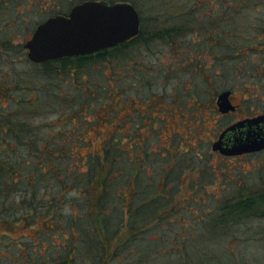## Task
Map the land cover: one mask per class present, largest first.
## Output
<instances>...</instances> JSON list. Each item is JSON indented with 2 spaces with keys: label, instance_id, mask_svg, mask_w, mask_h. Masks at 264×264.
I'll list each match as a JSON object with an SVG mask.
<instances>
[{
  "label": "trees",
  "instance_id": "1",
  "mask_svg": "<svg viewBox=\"0 0 264 264\" xmlns=\"http://www.w3.org/2000/svg\"><path fill=\"white\" fill-rule=\"evenodd\" d=\"M120 1L131 3L138 10L142 23L138 36L94 55L36 64L28 58L26 42L38 25L63 11L45 14L42 6L36 4L31 19L26 20L29 14L22 15L20 8L28 3L32 6L31 0H0V229L3 230L0 264H76L83 251L89 255L91 264H111L129 251L132 244L145 241V235H153L150 231L156 233L167 225L184 223L181 214L192 213L193 203H206L208 194L197 192L194 184L208 179V167L198 168V176L192 178L196 163L188 151L183 166L177 161L173 163L178 158L174 152L180 151L174 140L171 147H176L166 157L162 153L167 163L162 171L174 167L180 169V174L174 181L175 187L165 189L173 182L170 176L165 178L150 166H159L160 152L149 150L152 134L148 138L142 135L146 128L155 133L157 118L153 111L157 108L169 112L166 109L169 107L157 104L160 101L153 98L139 101L148 102L145 108L136 106L137 98L126 97L112 86L117 76L115 66L118 63L128 66L132 53L153 42H165L173 47L182 41L181 44L191 46L190 53L201 45L210 50L203 59H218L222 63L232 60L238 51L218 53L233 48L222 33L242 36L238 33L243 31L238 27L245 32L264 33V25L250 19L246 12H257L264 0ZM209 1L213 12L205 5ZM36 17L43 18L36 20ZM222 17L226 26L215 28ZM263 41L264 38L256 39L255 43L241 46V52L246 48L249 51L244 50L247 51L244 55H249L256 50L264 62V49L261 50L264 43L258 47ZM191 57L188 56L189 61ZM19 62L33 66L31 77L7 81L6 77L13 72L3 64ZM111 67L114 78L105 73ZM203 67L195 69L196 75L208 81L207 74H199ZM90 71L100 73V77L103 74L100 79H112V83L106 85L95 80L85 83L84 74ZM256 77L264 81V73L259 70L253 76ZM250 87L252 84L246 85ZM225 91L233 90L226 87ZM250 98L248 95L247 100ZM52 115H59L57 120L68 127L54 133V125L40 123ZM92 133L97 136V145L91 139ZM188 159L192 160L191 164H185ZM148 176L151 179L159 176L160 189L144 188L145 181L141 178ZM73 191L82 196L84 203H72L66 198ZM228 192L217 198L214 211L195 223H199L200 230L196 238L191 237L193 232L189 233V225L184 224L181 237L172 239L174 244L168 251L181 250L193 243L189 245L193 252L207 257L204 250L207 244L221 243L246 220L264 218V182L260 188L257 184L242 185L238 191ZM182 200L187 204L181 203ZM7 238L11 242H5ZM160 238L168 239L164 234ZM161 239L155 240L154 249H150L163 256L167 250ZM190 257L193 258L192 253Z\"/></svg>",
  "mask_w": 264,
  "mask_h": 264
},
{
  "label": "rangeland",
  "instance_id": "2",
  "mask_svg": "<svg viewBox=\"0 0 264 264\" xmlns=\"http://www.w3.org/2000/svg\"><path fill=\"white\" fill-rule=\"evenodd\" d=\"M33 2L36 3L35 0H33ZM39 2L42 6L40 7L45 10L43 12L49 14V12H53L54 9L64 10L67 8L69 0H40ZM19 3L21 4V2ZM199 3H201V1H199ZM261 3L263 7H259L257 12H246L248 16H251L250 19L260 21L259 24L264 25V3ZM207 4V9L210 10L209 12H213V8L210 5L212 3L209 1L205 5ZM35 5L31 6L28 3L27 7L20 8L22 15H24V13L29 14L26 16V20L31 19L30 14L33 13L31 10H33ZM27 10L30 12H27ZM147 13L146 15H148ZM209 14L211 15V13ZM43 17H36L35 19L39 20ZM3 20H5V18H3ZM223 20L224 17H222V20H219V23L216 25L214 23L213 26L215 25V28L226 26ZM228 22L230 25V20ZM254 26L255 28H259L256 24ZM238 29L243 31L238 33L242 36L232 37L229 34L230 32L228 33L226 31L222 33L224 40L230 42L233 48H227V50L223 49L222 51L218 50V53L222 54L224 52L238 51L235 52L236 54L232 60L231 58L227 59L224 63L218 59L213 61L209 58L207 60L203 59L202 57H204V55H209L210 50L207 49V47H201V45L194 47L195 49L190 53L189 50L191 46L186 43L181 44L182 41L173 47H171V44L165 42H153L146 44L144 48L132 53L131 56L133 58L130 63H128V66L122 63L116 64L115 70L117 76H115V78L112 74L113 72L115 73L113 67L105 70L106 76H112L115 83L114 81L112 83V79L107 81L100 79L103 78V74L100 77V73L98 72L90 71V73L86 72L84 74V77L87 78L85 83L95 80L96 82H104L106 85H109V82H111L113 84L112 86L121 91L124 96L137 98L138 102L142 100V98H153V100L160 101L157 104L168 105L169 108L166 109H169V112H160L158 109L153 111L152 115L160 116V118L157 119V123L159 124L155 133H150L148 128L143 132V137L147 138L149 134H152V138L149 142L151 143L149 144V150L160 152L159 157L162 156V153L166 157V153L168 152L169 154V150L172 151L176 147H171L174 140L176 144L178 143L180 151L178 153L174 152L178 158L174 160L173 163L177 161L180 166H183V157L187 151L191 153V157L195 158V174L192 176L187 175V177L191 176L193 178L194 176L195 178L198 176V168L201 169L205 167H208V174L210 175L205 182H197L194 184L197 188V192L202 191V193L208 194L206 203H193L192 213L181 214L185 217L183 220L184 223H174L176 225H173V227L167 225L165 229L162 227V229L156 233L150 231L149 234L152 233L153 235H145L147 238L145 241L139 240L132 244L129 251L119 259L114 260L111 264H163L164 262H166V264L169 262L171 264H192L193 261H195L193 264H264V218L246 220L240 225H237L232 230L229 237L225 236V238L221 240V243L218 242L215 246L212 243L207 244V251L206 248L204 249L207 253V257L201 256L197 252L194 253V249L189 247V245L192 246L193 243H189L187 248L184 247L181 250L176 249L169 252L170 247H173L174 244L172 239L181 237V229L184 224L189 225V233L193 232V234H190L191 237L196 238V232H200V230L197 228L199 227V223L198 225L195 223L198 222L201 216L208 215V212L215 210L217 198L219 196L222 197L226 191H229L228 193L231 191L232 193L236 192L242 185L254 187L257 184L258 188H260L262 182H264V155L245 157L230 162V160H225L219 155H216L212 150L211 139L216 136L215 134L217 133L218 126L228 122L232 118L231 116L221 117L218 111H216L215 99L217 94L226 90V87L232 88L235 93L233 99L234 104H241L242 107L244 105L245 110H247L246 112H248L252 106L256 109L259 104L258 99L264 98V89H262V87H264V81L262 82L261 78L258 77L253 78L257 70L264 73V62L261 54L254 50L251 51L249 55H244V53L249 50L244 48L241 52L240 49L241 46H248V43H255L256 39H263L264 33L252 31L245 32L243 28L239 27ZM192 39L193 36L189 38V41H192ZM259 43H261V45L259 44L258 47H261L264 41ZM263 49L264 48H261V50ZM214 53L217 54V51ZM189 55H192L190 61L188 59ZM200 65H204V67L198 70L200 72L199 74H207L209 78L208 81H203L194 74V72L196 73L195 69H198ZM3 66L7 70L9 69L10 73L13 72V75L6 77L7 81H11V79L22 81L23 79L21 78H29L31 72L33 73L35 70L32 65L25 62L8 65L3 64ZM179 72H182L181 75L178 74ZM251 84L252 87L249 89L246 88V85ZM69 85L70 84H67V86ZM262 93L263 96H261ZM248 95H251L250 100L244 102L243 98H248ZM193 96L196 97L195 100H192ZM196 101L201 103L202 108L197 107L198 103ZM142 102L144 103H136L134 101V104L138 107L142 106L145 108L148 102ZM245 105H247V107H245ZM169 113L172 114L169 115ZM58 116H48L46 120H42L40 123L44 125L48 124L49 126L54 125L53 131L57 133L60 129L68 127V124L65 123L66 125H62V122L57 120ZM122 116H125V113H123ZM91 137L97 145L98 141L95 133H92ZM165 157H161L159 160L160 167L158 164L150 166L156 168V171H159V175L164 174L163 177L165 178L170 176V180L173 184H169L165 189H172L175 187V184H177V182L174 183V181L178 180L180 169L177 171V169L172 167V170H170L168 167V170L165 172L162 171L163 166L165 168L167 167V163L165 162L166 159H164ZM191 162L192 160L188 159L185 164H191ZM158 177L154 176L152 179L149 176L141 178L145 181L144 188L151 189V191L158 187L160 189L161 185H157ZM203 184H205L206 187H204ZM165 192L167 194L169 193L167 190H165ZM189 195L190 194H188V196ZM192 196L198 198L194 193ZM66 198L72 203H84V199L77 191L66 194ZM181 203L187 204V202L183 200ZM67 211L68 214L71 213V210L68 209ZM75 211L78 212L77 208H75ZM81 212L84 213L82 210ZM205 218L207 219L209 217L207 216ZM2 231L3 230L0 229V234ZM32 234L30 233V235ZM162 234L168 239H161L160 237ZM58 236L59 234H56V237ZM158 239L163 241L162 244L165 246V248H163L167 250V253L163 256H160V254L158 255V253L154 252L155 250L151 251V249H154L153 243ZM57 240L59 239L57 238ZM7 241L11 242L8 238L5 239V242ZM46 241L50 242L53 240L46 239ZM185 243L187 242L185 241ZM179 245L180 243L176 246L179 247ZM209 245L213 248L208 247ZM191 253L194 259L190 257ZM80 255L81 258L77 260L76 264H91L89 255H87L86 251H83Z\"/></svg>",
  "mask_w": 264,
  "mask_h": 264
},
{
  "label": "water",
  "instance_id": "3",
  "mask_svg": "<svg viewBox=\"0 0 264 264\" xmlns=\"http://www.w3.org/2000/svg\"><path fill=\"white\" fill-rule=\"evenodd\" d=\"M140 16L128 2L109 5L90 1L72 9L68 16H55L38 26L25 48L36 64L84 56L116 47L138 36ZM231 91L218 96L220 113L234 111ZM264 115L240 121L227 128L213 150L225 156H238L264 150ZM234 133V135H233ZM229 143L224 144L226 137Z\"/></svg>",
  "mask_w": 264,
  "mask_h": 264
},
{
  "label": "flooded vegetation",
  "instance_id": "4",
  "mask_svg": "<svg viewBox=\"0 0 264 264\" xmlns=\"http://www.w3.org/2000/svg\"><path fill=\"white\" fill-rule=\"evenodd\" d=\"M36 1V3L38 4L39 3V5H40V0H35ZM90 1H101V2H105V3H107V4H109V5H114V4H117V3H122L120 0H73V1H71V0H69V3H68V7L67 8H65L64 10L63 9H59V10H57V9H54L55 11L57 10V11H63V13L62 14H60V16H68L70 13H71V11H72V9L74 8V7H76V6H79V5H81V4H84V3H86V2H90ZM113 1H115V3H112ZM32 3H34L33 2V0H32ZM36 3H34V4H32V5H35ZM140 15V14H139ZM55 16H59V15H54V16H51V17H55ZM51 17H49V18H51ZM49 18H47V19H49ZM46 19V20H47ZM45 20V21H46ZM44 21V22H45ZM43 22V23H44ZM41 25V24H40ZM141 25H142V23H141V20H140V28H141ZM39 26V25H38ZM38 28V27H37ZM36 28V29H37ZM36 31V30H35ZM34 34V33H33ZM33 34H32V36H33ZM31 36V37H32ZM31 37H30V39H31ZM132 40V39H131ZM110 49V48H109ZM100 52V51H99ZM99 52H97V53H99ZM94 54H96V53H94ZM93 54V55H94ZM90 55H92V54H90ZM84 56H86V55H84ZM77 57H81V56H77ZM69 58H74V57H69ZM181 73L182 72H179L178 74L179 75H181ZM183 74H184V72H183ZM194 74L196 75L197 74V71H196V73L194 72ZM206 77H208L207 75H206ZM207 79H209V78H207ZM262 89H264V87H262ZM224 91H222V92H220V93H218L217 94V96H216V99H215V104H216V111H218V113L221 115V117H232L228 122H225V123H222L221 125H219L218 126V130H217V133L215 134L216 136L215 137H213L212 139H211V144H212V150H213V145H214V143L215 142H217L218 140H219V138H220V135L227 129V128H229V127H231L232 125H234V124H236V123H238V122H240V121H244V120H248V119H252V118H256V117H258V116H261V115H264V98H259L258 100H259V104H258V106L256 107V109L252 106V107H250V109L248 110V112H246L247 110H245V108H244V105H243V107H242V105L241 104H234V102H233V99H234V92L233 91H231V96H230V100H231V102H232V104L236 107V109L234 110V111H231V112H229V113H226V114H223V113H220L219 112V110H218V106H217V99H218V96L221 94V93H223ZM261 96H263V93H262V95ZM260 96V97H261ZM196 99V97L195 96H193L192 97V100H195ZM243 101L245 102V101H248L247 100V98H243ZM196 102H198V101H196ZM245 107H247V105H245ZM157 109V108H156ZM160 112H163V111H160ZM155 117L158 119V118H160V116H158V115H155ZM157 126H158V123L155 125V131L157 130ZM261 127L263 128V132H264V125H261ZM167 131V130H166ZM150 133H152V132H150ZM165 134V133H164ZM233 135H234V133H233ZM143 136V135H142ZM149 136H150V134H149ZM148 136V137H149ZM229 141H230V137L228 136V137H226L225 138V140H224V144L226 145V143H229ZM213 152L216 154V155H219L221 158H223V159H225V160H230V162H234V161H237L238 159H242V158H245V157H253V156H259V155H261V156H263L264 155V150H262V151H259V152H254V153H248V154H242V155H238V156H225V155H222L220 152H218V151H214L213 150ZM178 153V152H177ZM174 155V154H173ZM177 157V156H176Z\"/></svg>",
  "mask_w": 264,
  "mask_h": 264
}]
</instances>
